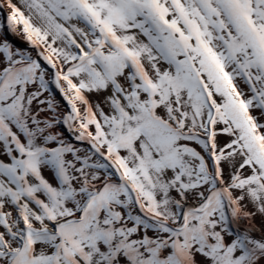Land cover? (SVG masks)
I'll use <instances>...</instances> for the list:
<instances>
[{"label": "snow or ice", "instance_id": "1", "mask_svg": "<svg viewBox=\"0 0 264 264\" xmlns=\"http://www.w3.org/2000/svg\"><path fill=\"white\" fill-rule=\"evenodd\" d=\"M0 264H264V0H0Z\"/></svg>", "mask_w": 264, "mask_h": 264}]
</instances>
